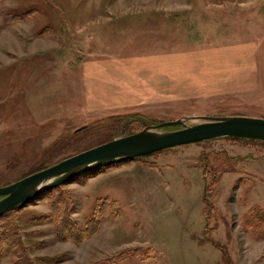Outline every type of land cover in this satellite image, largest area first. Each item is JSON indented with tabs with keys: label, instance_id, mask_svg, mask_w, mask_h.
Returning <instances> with one entry per match:
<instances>
[{
	"label": "rangeland",
	"instance_id": "1",
	"mask_svg": "<svg viewBox=\"0 0 264 264\" xmlns=\"http://www.w3.org/2000/svg\"><path fill=\"white\" fill-rule=\"evenodd\" d=\"M247 39L259 47L257 99L148 110L90 100L96 63ZM203 116L264 118V0H0V186ZM118 161L60 185L62 198L50 190L0 218V264H227L224 253L264 264V140L221 137ZM66 215L75 236L58 227Z\"/></svg>",
	"mask_w": 264,
	"mask_h": 264
},
{
	"label": "crops",
	"instance_id": "2",
	"mask_svg": "<svg viewBox=\"0 0 264 264\" xmlns=\"http://www.w3.org/2000/svg\"><path fill=\"white\" fill-rule=\"evenodd\" d=\"M258 51V42L247 39L96 63L86 70L90 100H101L94 106L100 110H148L151 104L204 107L230 97L257 99L263 94Z\"/></svg>",
	"mask_w": 264,
	"mask_h": 264
},
{
	"label": "water",
	"instance_id": "3",
	"mask_svg": "<svg viewBox=\"0 0 264 264\" xmlns=\"http://www.w3.org/2000/svg\"><path fill=\"white\" fill-rule=\"evenodd\" d=\"M203 119L193 125H188L186 118L153 124L68 156L15 182L0 186V216L110 161L134 159L175 146L221 137L264 140V118L203 116ZM181 125L182 128L161 130Z\"/></svg>",
	"mask_w": 264,
	"mask_h": 264
},
{
	"label": "trees",
	"instance_id": "4",
	"mask_svg": "<svg viewBox=\"0 0 264 264\" xmlns=\"http://www.w3.org/2000/svg\"><path fill=\"white\" fill-rule=\"evenodd\" d=\"M31 12H32V10L27 11L26 13H23V14H18V13H4V14H3V19L6 20V21H14V20L21 19V18H24V17L30 15ZM143 122H144L143 120H140V123H138V125H139V126H141L142 124L144 125ZM143 127H144V126H143ZM143 127H142V128H143ZM171 127H173V126H171ZM150 155H151V154H150ZM116 162H120V161H118V160L110 161V162H108V163H105V164L102 165V166H99V167H96V168L92 169V170L89 171L88 173H89V174H92V173H94V172H97L96 170H100V169H102L103 167L107 166L108 164H115ZM45 167H47V166L41 167V168H39V169H37V170H35V171L41 170V169H43V168H45ZM35 171H33V172H35ZM33 172H30V173H28L27 175H29V174H31V173H33ZM88 173H87V175H89ZM27 175H26V176H27ZM83 175H84V174H83ZM80 176H82V175H80ZM80 176H79L78 178H80ZM62 192H63L62 187H61V186H57V187H55L54 189L51 190L50 194H51V195L54 194L55 197H58V196L61 195L60 198H62ZM62 201H63V200H62ZM13 213H14V210H12V211H8V212L4 213L2 216H0V218H2V219H6V218L9 219V217H11ZM58 227H60V228L62 229V232H63L64 230H67V232H68L71 236H75V235H77V233H78V230H77V226H76V224L73 223V222H71L70 219H69V217H68L67 215H66V216H63L62 223H61ZM224 256H225L226 263H227V264H232V263H231V257H230V255H229V253H224Z\"/></svg>",
	"mask_w": 264,
	"mask_h": 264
}]
</instances>
